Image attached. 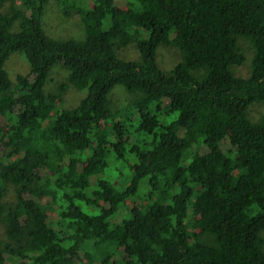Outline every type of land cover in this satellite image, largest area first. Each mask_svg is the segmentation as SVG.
<instances>
[{
	"label": "trees",
	"instance_id": "obj_1",
	"mask_svg": "<svg viewBox=\"0 0 264 264\" xmlns=\"http://www.w3.org/2000/svg\"><path fill=\"white\" fill-rule=\"evenodd\" d=\"M71 1L63 12L80 17L83 41L46 33L48 0H0V264H264V114L248 117L264 102V0ZM240 37L254 48L247 77L232 72ZM132 43L140 62L117 55ZM161 45L182 52L168 73ZM16 52L30 72L12 81ZM58 64L67 82L46 93ZM118 85L132 98L113 110ZM70 86L87 95L59 108ZM133 126L149 139L126 143ZM228 133L236 159L221 147ZM112 157L131 168L123 188L107 176Z\"/></svg>",
	"mask_w": 264,
	"mask_h": 264
},
{
	"label": "rangeland",
	"instance_id": "obj_2",
	"mask_svg": "<svg viewBox=\"0 0 264 264\" xmlns=\"http://www.w3.org/2000/svg\"><path fill=\"white\" fill-rule=\"evenodd\" d=\"M69 1L72 4V1L71 0ZM116 1H117V5L120 8H124V9L127 7L126 5L129 2H136V0H116ZM4 10L6 11L7 8L5 7ZM42 23L46 33L55 40H60V41L68 40V39H74L78 41L85 40L84 25L80 17L75 13H73L70 16H65L63 12V6L61 0H48V3L45 6ZM103 26L104 29L108 28L109 26L108 18L104 21ZM11 30L12 32L19 31L18 23L14 24ZM173 35L174 33H172V36ZM139 36L143 38L145 35L143 34V32H140ZM238 47L241 53L244 55L245 61L243 65L233 67L232 72L236 76L247 77L251 70V62L254 54V48L250 43V41L243 37L239 38ZM117 55L120 59L125 61L140 62L141 60L139 51L136 48L135 44L133 43L126 47L119 48L117 51ZM181 58H182L181 50L174 45H161L157 50L158 64L160 68L166 73L172 71L175 65L181 60ZM5 68L9 73L11 80L15 81L18 75H26L27 73L30 72V63L27 60L24 53L16 52L9 57V59L5 64ZM67 78H68V70L63 65L58 64L54 66L50 71L49 79L45 85V92L58 93L60 84L67 82ZM87 92H88L87 89H77L73 86H70L63 96V102L60 103L58 107L64 109H74L79 104V102L86 97ZM131 98L132 95H130L123 86L118 85L112 90L109 96L111 108L113 110H118L123 106H125ZM164 103L167 104L168 100L165 99ZM263 114H264V102H257L252 104L248 111V117L253 122L259 121V119L262 117ZM0 125H3L5 128H7L8 125L7 119L6 118H4L3 120L0 119ZM137 130H138L137 126H133L132 128H130V133L127 134L125 137L126 143L134 144L137 142L138 143L142 142V139H144L146 135L140 131L139 133L136 132ZM181 135L183 134L181 133ZM146 137L149 139L148 136ZM233 141L234 138L232 134L228 133V137L224 142L221 143V147L227 155H229L233 159H236L238 155L235 152ZM201 151H203V149ZM110 160H112L113 162L110 165L111 168H109L108 171L106 170L108 173L107 176L110 177L119 188H123L128 182L129 175L132 172L131 168H129L128 163L127 164L118 163L117 161L114 160L113 157ZM129 160L133 162L131 158ZM55 171H56V167L52 163L46 164L43 167V174L55 173ZM146 182L147 179H144L141 185L142 186L141 191L145 192V190H147L145 185ZM14 195H15L14 188L10 187V191L8 193V196L6 197V201H8L9 203L13 202ZM34 199H36L44 206L47 204V199L45 197L35 196ZM137 202H139V200H137ZM130 205L131 202H128L127 206L122 208L121 214L119 215L118 219H121L125 216L126 208H128ZM46 213L51 219L57 217L56 212L53 210L46 209ZM188 216L190 217V213ZM261 235L264 240V231L262 232ZM212 238L213 241H215L214 237ZM5 244H6V237L4 232V226L2 223H0V251ZM263 250H264V246H263ZM121 253H122L121 250H119L118 254L121 255ZM86 264H96V263H93L91 256H89L88 259L86 260Z\"/></svg>",
	"mask_w": 264,
	"mask_h": 264
}]
</instances>
